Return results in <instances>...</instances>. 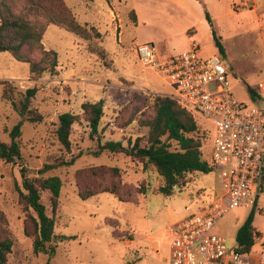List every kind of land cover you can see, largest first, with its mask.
<instances>
[{"label": "rangeland", "instance_id": "1", "mask_svg": "<svg viewBox=\"0 0 264 264\" xmlns=\"http://www.w3.org/2000/svg\"><path fill=\"white\" fill-rule=\"evenodd\" d=\"M56 2L61 6L57 7ZM16 14L39 5L29 19L61 21L69 12L91 32L89 39L69 32L64 26L48 24L42 37L45 50L57 53L53 72L33 77L26 63L0 52V141L9 143V131L20 116L12 101L3 98L9 83L13 98L36 87L31 109L43 117L40 124L24 123L22 159L15 163L0 160V213L14 241L7 264H167L170 236L168 228L178 224L203 205L197 198L209 199L220 190L216 172L186 175L171 196L159 193L164 184L154 169L123 154L98 150L97 138L82 105L104 101V115L99 132L102 143L121 141L127 146L142 138L145 146L149 128L144 125L155 115L154 99L171 96L172 89L153 71L147 69L137 54V46L152 43L160 52L180 54L200 45V55L219 54L230 72V90L235 99L248 106L253 101L248 87L256 89L264 82V0H10ZM50 14H47V12ZM206 12L212 22L206 18ZM99 33V36L96 35ZM219 38L223 55L216 47ZM26 55L36 61L37 50L27 48ZM70 112L78 119L71 133V151L58 141L55 131L59 116ZM202 141V158L210 160L214 145V125L194 114ZM176 145L174 144V147ZM80 155L72 166H56L42 173L46 165H60ZM94 167H116L126 199L104 193L83 200L79 197L77 175ZM22 169L28 177L57 176L62 189L56 213L52 195L42 191L41 202L50 217H55V235L73 237L55 243L54 254L33 252V240L25 234L26 214L20 201L23 190ZM141 187L146 188L141 193ZM251 214L250 209L231 211L219 223L214 234L237 244L236 234ZM254 227L264 232V214L255 211ZM260 251V243L254 254Z\"/></svg>", "mask_w": 264, "mask_h": 264}, {"label": "trees", "instance_id": "2", "mask_svg": "<svg viewBox=\"0 0 264 264\" xmlns=\"http://www.w3.org/2000/svg\"><path fill=\"white\" fill-rule=\"evenodd\" d=\"M57 7L59 4L56 2ZM61 7V6H60ZM42 9L39 5L29 8L26 12L16 14L10 0H0V52L10 54L16 61L26 63L30 67L33 77H39L45 72H53L58 65L57 53L45 50L42 37L48 24L64 26L82 38L89 39L94 29L88 30L79 24L69 12L61 21L49 18L48 22L29 19L30 12ZM47 14H50L48 11ZM209 23L211 16L206 12ZM99 36V33H96ZM219 51L225 55V48L219 38H214ZM27 48L38 50L42 58L33 60L26 55ZM3 98L12 101L15 112L20 116L19 123L9 131L10 142L0 141V160L6 163H15L22 159V127L24 123L40 124L43 117L31 109L32 99L36 96V87L28 89L19 102L13 98V92L9 83H3ZM253 101L257 102L260 96L255 89L248 87ZM84 114L90 127V135L97 138L98 150L94 155L104 152L123 154L132 157L143 164L144 170L154 169L164 184L159 188V193L171 196L181 181L188 174L201 173L208 175L214 172V166L210 160L202 158V141L199 136V127L192 112L183 108L175 99L167 96H157L154 99L155 115L146 120L144 125L149 128L146 145H142V138L134 142L129 141L125 146L121 141H107L102 143L100 137V124L104 115V101L84 103ZM78 117L70 112L59 116V125L55 131L59 143L71 151L72 128ZM174 144L176 145L174 147ZM80 155L72 157L69 161H63L60 165H46L42 173L56 166H72ZM23 190L19 189L20 201L26 214L25 234L33 240V252L39 254H54L55 247L51 243L59 238L61 241L74 239L73 237H58L55 235V217L46 213V208L41 202L42 191L49 190L52 195V207L54 214L59 205L62 189V180L57 176L47 178L28 177L26 169H22ZM120 171L116 167H94L82 171L77 175L79 197L87 200L99 194L109 193L117 196L121 202H131L126 199L119 181ZM141 193L146 192L141 187ZM254 214L251 212L247 220L242 224L236 234L239 245L238 253H248L257 245L262 230L254 227ZM14 241L7 227L4 216L0 213V264L8 263V256L12 252Z\"/></svg>", "mask_w": 264, "mask_h": 264}, {"label": "built area", "instance_id": "3", "mask_svg": "<svg viewBox=\"0 0 264 264\" xmlns=\"http://www.w3.org/2000/svg\"><path fill=\"white\" fill-rule=\"evenodd\" d=\"M200 45L180 54H164L152 43L137 46L144 66L168 85L175 99L192 114L214 125L211 162L220 190L178 224L168 228L167 264H264V232L260 251L238 253L227 238L214 234L222 219L239 208L264 214V82L255 89L262 106L238 102L230 90V72L219 54L200 55ZM257 243V244H258Z\"/></svg>", "mask_w": 264, "mask_h": 264}]
</instances>
